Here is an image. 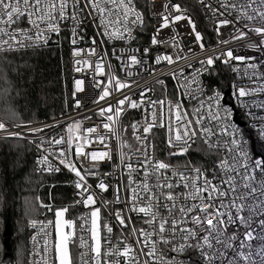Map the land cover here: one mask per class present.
Returning <instances> with one entry per match:
<instances>
[{
  "label": "snow or ice",
  "instance_id": "obj_1",
  "mask_svg": "<svg viewBox=\"0 0 264 264\" xmlns=\"http://www.w3.org/2000/svg\"><path fill=\"white\" fill-rule=\"evenodd\" d=\"M199 2L220 17L217 21V35L219 26L233 24L235 34L231 36L232 40L253 33L260 38L259 43L249 46L264 49V0H219L215 8L208 0ZM161 7L164 9V12L158 13L161 23L153 33L149 47L112 49L111 55L120 62L127 76L133 75L128 69L139 66L149 55L151 46L165 43V40L157 38L162 29L187 19L195 30L191 17L184 14L186 10L179 3L161 0ZM226 13L235 15L229 20ZM241 21L244 23L236 27ZM69 22L67 30L71 33L75 71H82L81 66L93 68L91 60L75 59L87 52L88 56L96 57L94 71L104 74V60L108 51L102 47L103 44L106 40L116 39L126 43L134 41L136 29L144 28V13L138 8L136 0H0V57L6 58L9 54L47 46L52 34H60V25ZM88 27H92L96 35L90 38L93 46L85 50L77 45L83 41L81 33L86 34ZM98 39L102 54L96 51ZM195 39L202 40L199 32H195ZM229 42L220 41L223 44ZM172 46L176 47L175 43ZM199 47L203 51L204 44L200 43ZM220 57H223L224 64L229 61L243 62L245 77L257 84L247 89L240 87L237 99L240 106L249 109L247 114L259 122L258 126H252L257 129L259 140L264 144V114L254 115L250 106L240 100L252 94H264V73L258 71L260 63L254 62L256 57L234 55L231 48L220 53L219 57L208 55L205 59L197 60V63L212 66L215 59ZM188 59V56L182 54H178L175 60L171 55L157 54L155 63L164 61L171 65L177 60ZM187 66L192 67L190 63ZM202 70L207 69L197 68L190 76H184L181 68L179 79L176 72L171 73L173 79L177 80L175 100H148L149 107L145 108L142 123L133 122L131 125L133 137L140 145L135 152L118 134L120 130L116 125L126 107L136 109L144 104L143 93L139 102L124 95L115 106L109 103L106 108H100L99 115L104 118L102 126L108 135L99 133V126L86 129L90 136L94 135L102 144L110 137L118 141V167H122L127 175V182L123 185L125 199L122 202L127 211L117 209L112 213L121 230L115 244L111 239H105L102 244L100 207H91L90 214L79 217L82 221L81 231H90L92 243L89 244L83 235L80 236L79 246L82 250L76 264H121V257L124 264H264V148L253 154L249 141L230 118L232 109L221 105L222 94L218 89L212 88L211 94L205 95L209 89L199 79ZM233 70L241 71L239 68ZM4 79L8 83L6 76ZM157 83L166 88L163 80H157ZM82 84V80H76V89L82 90ZM97 87L102 88L99 99L104 100L112 95L113 90L119 92L129 85L110 73L106 83L98 81ZM76 104L79 106V101ZM252 107L264 113V100H253ZM14 127L19 128L21 125L14 124ZM79 127V122L68 124L66 141L64 136L50 141L42 140L41 150H44L45 143L56 146L66 143L71 149L73 130ZM154 128H164L166 131L167 157L164 159L157 158L156 145L149 139ZM0 131L6 132L9 137L20 136L19 132L9 131L4 119H0ZM29 131L39 133L43 128L30 127ZM76 139L84 141L75 146L77 156L90 155L93 162L106 157L111 159L107 151L84 152L85 143L91 142L90 137L77 136ZM198 140L206 146L207 156L215 157L210 166L191 162L173 165L168 162L172 157L188 154ZM125 148L128 149L127 153ZM133 155L136 156L135 161ZM59 156V163L66 165L78 178L74 182L75 187L79 190L78 195L84 198L77 203L82 202L85 207L96 205L91 186L85 180V174L92 175L93 170H85V174H82L75 163L67 159L64 148H60ZM47 162L48 155L37 160L38 166ZM44 170L53 169L48 164ZM55 170L59 171V168ZM98 187L106 191L109 185L101 180ZM120 193L118 185L114 191L117 203L121 202ZM108 203L104 201L102 206L106 207ZM67 211V207H64L55 212L57 239L52 248V261L48 259V239L45 238L43 252L34 247L29 253L28 264H74L69 241L75 236V221L64 219ZM133 213L140 219L142 227L132 222ZM30 223L34 226L37 221L31 220ZM66 227L72 231L65 232ZM103 228L110 237L113 227L105 223ZM124 229H129V236L134 243H129L125 238ZM31 239L35 242L36 237Z\"/></svg>",
  "mask_w": 264,
  "mask_h": 264
},
{
  "label": "built area",
  "instance_id": "obj_2",
  "mask_svg": "<svg viewBox=\"0 0 264 264\" xmlns=\"http://www.w3.org/2000/svg\"><path fill=\"white\" fill-rule=\"evenodd\" d=\"M171 2L179 3L181 8L186 10L184 14L191 17L192 23L195 24V30H193L187 19L176 21L174 24H170L169 27L162 29L157 38L165 40V43L151 46L149 55L143 59L142 63L139 66H132L128 69L133 73L132 76H127L126 71L121 68L120 62L111 55L112 49H142L144 47H149L151 37L161 23L158 13L164 12V9L161 7V0H148V14L137 5L144 13V28L136 29L134 32L136 39L134 41L130 43H126L125 41L119 39L105 41L102 47L108 51V56L104 60V74H97L94 71L96 57L88 56L87 52H85L82 57H77L75 59H89L92 61L93 68H84L81 66L82 71H75L76 65L74 64V58L72 56L73 46L70 44L71 33L67 30L70 26V22L68 24L62 23L60 25V34H52L47 46L42 45L35 48L42 49L50 46H66L67 58L64 72L67 85L66 106L58 116L46 120L28 123H14L4 119L9 131L19 132L20 136L9 137L6 132L0 131V139H24L31 143L36 151V169L39 173L45 175L66 174L68 176V184L71 188V201L63 205H59L52 200L42 202V205L48 206H43L44 210L42 216L39 218H31L27 221V230L29 233L28 262L29 253L34 247L38 248L41 253L43 252L45 238L48 239V259L50 262L52 261L54 257L52 248L55 240L57 239L55 233V212L59 208L67 207L68 211L65 213L64 219L75 221V236L69 241V249L72 254L74 264H76L79 252L82 250L79 246L80 236L83 235L89 244L92 243L90 239V231H81L82 221L79 219V217L86 213L90 214L91 207L101 208L102 244L105 239H111L112 243L115 244L117 238L120 237L121 230L116 223L115 217L112 215V213H114L117 209H121L125 212L127 211L125 204L122 203L125 199L123 185L127 182V175L122 167H118L120 164L118 155L119 144L115 137H110L104 144H102L99 142L97 137L94 135L90 136V134L86 132V129L93 126H99L97 131L103 135H108L106 130L103 129L102 124L104 122V118L99 115V110L102 107L106 108L109 103L115 106L117 100L122 99L124 95H127L132 100L139 102L141 100V93H143L144 104L136 109L126 107L125 111L119 117V121L116 126L119 128L120 131L118 134L123 140L128 138L129 127L133 122L142 123L145 108L149 107L148 100H159L165 98L175 100L174 88L177 80L173 79L171 73L176 72L178 74L177 78L179 79V70L181 68H183L184 76H190L197 68H206L207 70H202L201 75L199 76V79L203 82L206 88L209 89L205 95H210V89L212 88L218 89L222 94V99L220 101L221 105L232 109V115L230 118L232 122H234L243 132L244 138L249 141L253 154L255 155L257 151L264 148V144H262L259 140V133L257 129L252 126L254 124L258 126L259 122L254 121L252 117L247 114L249 109L240 106L237 99V90L240 87H245L247 89L257 86V84H253L251 80L245 77L243 72L244 63L229 61L228 64H224L222 62L223 57L215 59V63L212 66H202L197 63V60L205 59L208 55L219 57L220 53L225 52L228 48H231L234 55L256 57L257 59L254 62L260 63L261 65L258 71L260 73H264V63H261V61H264V49L258 50L249 46L252 43L258 44L260 38L253 33H249L245 38L232 40L231 36L235 34L233 24L219 26V35H217V21L220 17L218 14L214 15L212 10L206 8L199 2V0H171ZM218 2L219 0H208V3H210L213 8L217 7ZM187 6L193 7L194 10H190ZM169 11H171V9H169ZM234 15L235 13H232V15H228L226 13V18L231 20ZM243 23L244 21H241V24L236 25V27H240ZM85 31L86 34L85 32L81 33L84 37L83 41L77 46L87 50L93 46L90 42V38L96 35V33L92 27H88ZM195 32H199L201 34V41H197L195 39ZM222 40H229L230 42L228 44H223L220 43ZM173 43H175L176 47L172 46ZM200 43L204 44L203 51L199 47ZM96 51L97 53L102 54L99 39L97 40ZM157 54L171 55L174 60L178 54H182L188 56L189 59L186 61L177 60L176 63L171 65L164 61L157 64L155 63V56ZM189 63L192 67L187 66ZM234 68H239L241 71L236 72L233 70ZM110 73L119 77L121 81L128 83L129 87L122 89L119 92L113 90L111 96L106 97L104 100H100L99 97L102 94V88L97 87V82L104 81L106 83L107 76ZM250 74L251 72L249 71V75ZM76 80L83 81L82 90L76 89ZM157 80H163L166 88L157 83ZM234 92L236 95H234ZM240 100H242L244 104L250 106V111L254 115L264 114L259 109L252 107L253 100H264V94H252L247 97L240 98ZM76 101H79V106H77ZM166 115L167 107L165 106V116ZM0 119L3 118L0 116ZM76 122H79L80 127L79 129L74 128L73 130V144L71 149L68 148L66 143L60 146L45 143L43 146L44 150H41L40 143L42 140L50 141L53 138L64 136L66 141L68 136L67 125L75 124ZM240 122L243 123V125H241ZM165 123H167L166 120ZM14 124H20L21 127L16 128L14 127ZM45 125H53V127H45ZM30 127H40L43 128V131L39 133H32L29 131ZM77 136L85 138L90 137L91 139L90 143H85V153H91L93 151L100 153L107 151L111 156V159L106 157L103 160L93 162L90 155L77 156L75 154V146L77 143L84 142L82 140H77ZM165 138L166 131L164 128H154L149 136V139L156 145V156L159 159L167 157ZM136 142L139 147V142L136 140L133 144H131V147L135 146ZM138 147H133V152H135ZM60 148H64L67 159H71L75 163L76 167L80 169L82 174H85V170H93L94 174H85V180L86 184L91 186L90 191L95 196L97 201L96 205L85 207L82 202L77 203L78 200L82 201L84 197L78 195L79 190L76 189L74 183L78 179L75 176V173L70 171L66 165L59 163ZM205 149L206 146L198 140L196 144L192 145L188 154L185 156L172 157L168 160V162L173 165H184L187 162H193V160L197 159L196 157H199L204 159V163L202 162L198 164L206 167L210 166L211 161L214 160L215 157L207 156V149ZM125 152L127 153L128 151ZM43 155H48V162L45 165L38 166L37 160ZM132 159L135 161L136 156L133 155ZM48 164L51 165L53 169L52 171L44 170ZM56 168H59V171H56ZM101 180L109 185L106 191L101 190L98 187ZM118 185L121 188L120 203L115 202L114 195L115 188ZM86 195L87 193H85V196ZM104 201L109 202L106 207L102 206ZM31 220H36L37 224L33 226L30 223ZM49 221H52V223L49 224ZM132 222L136 224L137 227L143 226L135 213L132 214ZM105 223H108L113 227V233L110 237L103 228ZM88 227L90 228V224ZM41 228L44 230L41 231ZM64 231L69 232L72 231V229L66 227ZM123 231L125 238L128 239V242L134 243L132 238L129 236V229H124ZM33 236L36 237L35 242L31 239ZM120 247L122 248L123 245H120ZM120 261L121 264H124L123 257L120 258Z\"/></svg>",
  "mask_w": 264,
  "mask_h": 264
},
{
  "label": "trees",
  "instance_id": "obj_3",
  "mask_svg": "<svg viewBox=\"0 0 264 264\" xmlns=\"http://www.w3.org/2000/svg\"><path fill=\"white\" fill-rule=\"evenodd\" d=\"M136 2L148 14V0ZM66 58V46H50L0 57V116L14 123L58 116L67 99ZM5 76L8 83H5ZM196 158L191 163H204V159ZM50 200L59 205L71 201L68 176L39 173L35 148L27 140L0 139V264L5 253L7 223L11 225L13 264L17 242L23 248L22 264H28L27 221L41 217L44 210L42 202Z\"/></svg>",
  "mask_w": 264,
  "mask_h": 264
},
{
  "label": "water",
  "instance_id": "obj_4",
  "mask_svg": "<svg viewBox=\"0 0 264 264\" xmlns=\"http://www.w3.org/2000/svg\"><path fill=\"white\" fill-rule=\"evenodd\" d=\"M241 125H243V123L240 122ZM11 236H12V232H11V225L10 223H7L6 225V229L4 232V257L2 260V264H13V247H12V243H11Z\"/></svg>",
  "mask_w": 264,
  "mask_h": 264
},
{
  "label": "rangeland",
  "instance_id": "obj_5",
  "mask_svg": "<svg viewBox=\"0 0 264 264\" xmlns=\"http://www.w3.org/2000/svg\"><path fill=\"white\" fill-rule=\"evenodd\" d=\"M125 140L128 141V144L131 145L135 142V139L133 137V129L131 128V126L129 127V131H128V138H125ZM133 147H138V143H135V146ZM132 147V148H133ZM124 151H128L127 148L124 149ZM17 253L15 254V264H22L24 259V255H23V248H22V244L20 242H17Z\"/></svg>",
  "mask_w": 264,
  "mask_h": 264
}]
</instances>
